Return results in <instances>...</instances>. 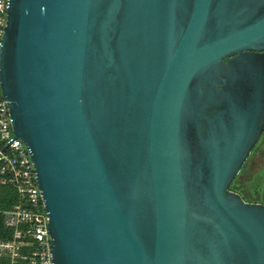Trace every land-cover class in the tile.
<instances>
[{
	"label": "water",
	"instance_id": "1",
	"mask_svg": "<svg viewBox=\"0 0 264 264\" xmlns=\"http://www.w3.org/2000/svg\"><path fill=\"white\" fill-rule=\"evenodd\" d=\"M0 83L53 264H264L231 190L264 131V0H9Z\"/></svg>",
	"mask_w": 264,
	"mask_h": 264
},
{
	"label": "built area",
	"instance_id": "2",
	"mask_svg": "<svg viewBox=\"0 0 264 264\" xmlns=\"http://www.w3.org/2000/svg\"><path fill=\"white\" fill-rule=\"evenodd\" d=\"M9 0H0V51L7 26ZM0 187L13 196L0 208V264H53L49 217L30 151L16 139L9 102L0 83Z\"/></svg>",
	"mask_w": 264,
	"mask_h": 264
},
{
	"label": "flooded vegetation",
	"instance_id": "3",
	"mask_svg": "<svg viewBox=\"0 0 264 264\" xmlns=\"http://www.w3.org/2000/svg\"><path fill=\"white\" fill-rule=\"evenodd\" d=\"M233 185L245 202L264 205V131Z\"/></svg>",
	"mask_w": 264,
	"mask_h": 264
},
{
	"label": "trees",
	"instance_id": "4",
	"mask_svg": "<svg viewBox=\"0 0 264 264\" xmlns=\"http://www.w3.org/2000/svg\"><path fill=\"white\" fill-rule=\"evenodd\" d=\"M231 190L234 191V185L231 186ZM12 198L9 187H0V208H9L13 202Z\"/></svg>",
	"mask_w": 264,
	"mask_h": 264
}]
</instances>
